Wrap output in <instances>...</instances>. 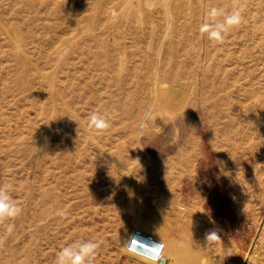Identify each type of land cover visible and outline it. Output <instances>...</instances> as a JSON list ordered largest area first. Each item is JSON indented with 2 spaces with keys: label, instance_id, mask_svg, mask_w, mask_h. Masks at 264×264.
<instances>
[{
  "label": "rangeland",
  "instance_id": "rangeland-1",
  "mask_svg": "<svg viewBox=\"0 0 264 264\" xmlns=\"http://www.w3.org/2000/svg\"><path fill=\"white\" fill-rule=\"evenodd\" d=\"M174 2L0 0V185L22 209L0 222V264H54L86 240L95 264H138L123 250L136 229L164 242L161 264L264 257V59L250 61L241 122L206 100L201 77L167 80L176 100L158 93ZM200 7L210 27L212 0ZM94 112L108 129H88Z\"/></svg>",
  "mask_w": 264,
  "mask_h": 264
},
{
  "label": "bare ground",
  "instance_id": "bare-ground-1",
  "mask_svg": "<svg viewBox=\"0 0 264 264\" xmlns=\"http://www.w3.org/2000/svg\"><path fill=\"white\" fill-rule=\"evenodd\" d=\"M172 7L174 22H170L171 41L163 49L164 55L159 53L161 61L155 67L158 74V93L164 90L176 100L177 89L166 86L167 80L174 81L177 77V80H181L179 85L183 89L193 87L201 77L203 88L208 87L211 93L207 95L206 100L221 112L229 111L235 115L237 122L240 121L244 102L249 98L246 93L247 86L255 83L250 61L255 66L264 59V0H212V17L210 27L206 31L202 30L204 25L200 0H175ZM234 10L240 12L242 19L239 24L229 25L226 23L227 17ZM218 24H224L227 28L222 33V41L209 38V31ZM159 27L161 29L162 24ZM146 28L142 53L143 56L147 55L146 58L152 59L156 51L155 46L148 40L151 32L149 23ZM204 55L208 61L206 66L202 65ZM150 69L151 66L143 67L144 79L149 77ZM164 69H170L172 76L164 77ZM185 75H189L190 79H184ZM197 93V89H194V100ZM120 173L123 174L121 171Z\"/></svg>",
  "mask_w": 264,
  "mask_h": 264
},
{
  "label": "clouds",
  "instance_id": "clouds-1",
  "mask_svg": "<svg viewBox=\"0 0 264 264\" xmlns=\"http://www.w3.org/2000/svg\"><path fill=\"white\" fill-rule=\"evenodd\" d=\"M215 12V10H213ZM241 14L238 10H234L233 13L227 17L226 23L229 25L239 24L241 22ZM209 26L205 25L202 30H208ZM227 28L224 24L216 25L212 30L209 31V38L222 41L223 32ZM151 118V110L145 114L144 120L147 121ZM109 122L105 114L92 113L88 118V129L93 132H102L109 128ZM146 123L141 122L139 127L141 130L146 128ZM95 142V138L93 137ZM22 212L19 205L13 200L9 188L7 185H0V222L11 220L18 217ZM57 215L65 216L67 215L64 211H58ZM8 231H12V226L10 225ZM138 237L130 238L123 245V250L126 253L139 256L143 264H160L165 245L162 242L156 243V246L147 251L145 249H140L133 242L134 239ZM207 241L220 240L216 232H211L206 237ZM98 244L92 240L78 241L71 243L59 250L56 254L54 264H95V258L97 256Z\"/></svg>",
  "mask_w": 264,
  "mask_h": 264
},
{
  "label": "built area",
  "instance_id": "built-area-1",
  "mask_svg": "<svg viewBox=\"0 0 264 264\" xmlns=\"http://www.w3.org/2000/svg\"><path fill=\"white\" fill-rule=\"evenodd\" d=\"M130 237L131 238L138 237L134 239L133 242L138 246V248L145 249L147 251H151V249L156 246V243L162 242L164 244L163 241L156 239L154 236L149 235L148 233H145L140 229H136L134 234L133 235L131 234ZM130 237L128 238V240L130 239ZM164 252H165V248L163 251L162 258L164 257Z\"/></svg>",
  "mask_w": 264,
  "mask_h": 264
},
{
  "label": "crops",
  "instance_id": "crops-1",
  "mask_svg": "<svg viewBox=\"0 0 264 264\" xmlns=\"http://www.w3.org/2000/svg\"><path fill=\"white\" fill-rule=\"evenodd\" d=\"M191 243H192V245L190 244L189 247H194L193 242H191ZM138 264H143V261H142L141 258H140V263H138ZM160 264H161V262H160ZM219 264H225V262L222 261ZM241 264H264V257H261V256L260 257H257V258H253V257L247 258V257H244V259L241 261Z\"/></svg>",
  "mask_w": 264,
  "mask_h": 264
}]
</instances>
